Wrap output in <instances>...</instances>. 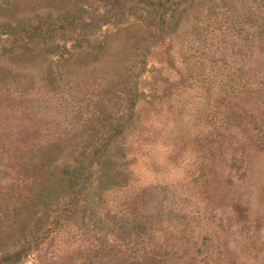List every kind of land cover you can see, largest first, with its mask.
<instances>
[{"label":"rangeland","instance_id":"obj_1","mask_svg":"<svg viewBox=\"0 0 264 264\" xmlns=\"http://www.w3.org/2000/svg\"><path fill=\"white\" fill-rule=\"evenodd\" d=\"M66 16L0 36V264H264V0H0Z\"/></svg>","mask_w":264,"mask_h":264},{"label":"trees","instance_id":"obj_2","mask_svg":"<svg viewBox=\"0 0 264 264\" xmlns=\"http://www.w3.org/2000/svg\"><path fill=\"white\" fill-rule=\"evenodd\" d=\"M162 3V2H160ZM125 4V0H113V6L115 10L119 8H123ZM164 5V3H162ZM110 17V15H108ZM88 25L90 26L92 23L87 21L78 22L77 20L71 16H66L63 20L59 22H49L47 25H35V26H12L11 24H5L0 26V36L4 33H16L18 29H22L26 32H29L34 35H39L40 37H50L53 33L65 32L68 27L78 26V25ZM23 252L21 251L15 253L12 256L6 258V263L3 264H17L23 258ZM14 258V260H13ZM13 260V261H12Z\"/></svg>","mask_w":264,"mask_h":264}]
</instances>
